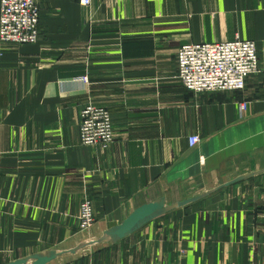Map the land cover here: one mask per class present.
<instances>
[{"label":"crops","instance_id":"0c3cea01","mask_svg":"<svg viewBox=\"0 0 264 264\" xmlns=\"http://www.w3.org/2000/svg\"><path fill=\"white\" fill-rule=\"evenodd\" d=\"M82 1L0 43V264H264V0ZM236 39L258 49L244 91L183 86L181 46ZM88 104L110 147L81 144Z\"/></svg>","mask_w":264,"mask_h":264},{"label":"built area","instance_id":"2783aa9c","mask_svg":"<svg viewBox=\"0 0 264 264\" xmlns=\"http://www.w3.org/2000/svg\"><path fill=\"white\" fill-rule=\"evenodd\" d=\"M42 0H0V43L2 47L36 44L40 38ZM87 11L91 0H83ZM178 79L195 94L242 92L247 81L260 71L258 49L253 41L236 39L215 44H187L177 53ZM79 80L90 85L87 76ZM242 109L246 105L241 106ZM79 135L85 147H110L115 141V127L108 109L88 104L80 114ZM191 147L198 136L189 139ZM96 222L94 206L85 197L79 206V231L90 230Z\"/></svg>","mask_w":264,"mask_h":264}]
</instances>
